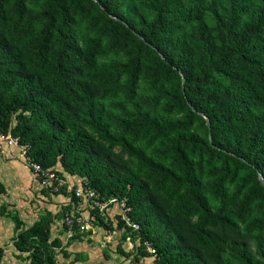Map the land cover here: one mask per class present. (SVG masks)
Segmentation results:
<instances>
[{"label": "trees", "instance_id": "16d2710c", "mask_svg": "<svg viewBox=\"0 0 264 264\" xmlns=\"http://www.w3.org/2000/svg\"><path fill=\"white\" fill-rule=\"evenodd\" d=\"M0 132L122 199L155 264H264V0H0ZM12 220L56 264L50 212Z\"/></svg>", "mask_w": 264, "mask_h": 264}, {"label": "built area", "instance_id": "2783aa9c", "mask_svg": "<svg viewBox=\"0 0 264 264\" xmlns=\"http://www.w3.org/2000/svg\"><path fill=\"white\" fill-rule=\"evenodd\" d=\"M0 141H3L6 145L18 148L23 162L35 177L36 184L40 189H44L50 194H63L74 198V201H71L72 209L64 211L61 217L67 238L71 237L74 232L84 233L92 231L94 214L104 221H110L112 226H116L120 222V230L127 229L130 233H138L139 225L128 215L129 207L125 205L122 199H117L114 196L106 198L100 196L94 188L87 184L84 177L77 176L76 181L69 182L54 167L42 168L25 155L26 146L18 144L16 138L12 137L8 132H0ZM124 241L128 245V249L134 248V253L141 250L145 254H139V262L135 264H142V262L145 264L144 260L146 258H150V261L146 264H155L156 253L148 240L140 239L139 236H136L133 241L127 235Z\"/></svg>", "mask_w": 264, "mask_h": 264}, {"label": "rangeland", "instance_id": "374dc122", "mask_svg": "<svg viewBox=\"0 0 264 264\" xmlns=\"http://www.w3.org/2000/svg\"><path fill=\"white\" fill-rule=\"evenodd\" d=\"M211 22L212 21H210L209 23ZM19 159L24 165L23 170L27 173H30L29 169L22 161V158L20 157ZM66 179L69 182L76 181L77 176H68L66 177ZM39 191L43 193L44 197L46 196V198L49 199V201L45 200V202L52 203L53 205L52 207H50L51 209L49 211L50 216L52 217V221L49 225L50 238L57 237L60 240L61 244L60 250H64L67 253V257H64L59 249L54 248V260L56 264H135L136 262H139L138 256L130 254L134 252V248L128 249V245L124 241L127 235L130 236V240L134 241V236L127 229L120 230L116 227L103 229L94 225L92 231L77 234V236L72 239L71 237L67 238L62 226L60 214L65 210L72 209L70 196H66L67 200L63 199L60 201L57 199L55 201H50L52 194H49L44 189H38V192ZM7 222H9L10 228L7 225H4V232L0 239L1 243L5 244L3 259L7 258V251H10L9 253H14L13 247L9 242V238L12 235V220H8ZM219 235L224 237L227 240V243L233 244L235 247L244 248L249 253L254 254V245L251 240L236 239L228 231L219 232ZM117 246L120 247L123 253L117 252ZM12 256L16 264H25L22 258L23 256ZM149 261L150 258H146L144 260L145 264ZM2 264H4V261ZM208 264L211 263L208 262Z\"/></svg>", "mask_w": 264, "mask_h": 264}, {"label": "crops", "instance_id": "0c3cea01", "mask_svg": "<svg viewBox=\"0 0 264 264\" xmlns=\"http://www.w3.org/2000/svg\"><path fill=\"white\" fill-rule=\"evenodd\" d=\"M20 157L22 158V155L16 146L6 145L3 141H0V184L4 188V191L0 193V212H2L0 214V239L4 232V225L10 228V224L7 221L12 220L13 216L21 222L20 228L24 229L27 228L39 214L50 211V207L53 206L52 203L45 202V200L49 201V199L46 198V196L44 197L41 191L38 192L40 188L37 186L33 174L30 171V173H27L23 170L24 165L21 163ZM54 168L65 178L68 176H76L63 171L59 163H56ZM52 195L50 201H55L57 199L60 201L63 199L67 200V197L63 194ZM13 234L12 220V235L9 238L11 245ZM4 245L5 244H2L0 240V248L3 247V254L5 252ZM13 251L14 253H9L10 251H7L6 259H3L2 254L0 264H2L3 261L4 264H16L12 255H25V253L18 252L14 247Z\"/></svg>", "mask_w": 264, "mask_h": 264}, {"label": "water", "instance_id": "95a60500", "mask_svg": "<svg viewBox=\"0 0 264 264\" xmlns=\"http://www.w3.org/2000/svg\"><path fill=\"white\" fill-rule=\"evenodd\" d=\"M205 120H206V126L209 127V123H208L206 118H205ZM208 140L210 141V135L209 134H208Z\"/></svg>", "mask_w": 264, "mask_h": 264}]
</instances>
